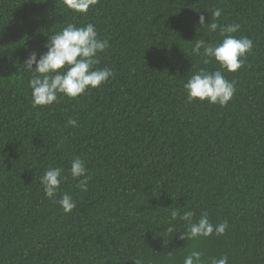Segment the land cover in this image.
Wrapping results in <instances>:
<instances>
[{"label": "trees", "instance_id": "16d2710c", "mask_svg": "<svg viewBox=\"0 0 264 264\" xmlns=\"http://www.w3.org/2000/svg\"><path fill=\"white\" fill-rule=\"evenodd\" d=\"M216 9L253 41L235 72L192 54L196 39L222 40L207 28ZM88 23L109 42L96 67L113 76L33 108L29 53ZM200 69L235 81L226 106L187 101ZM76 157L87 191L70 173ZM49 167L63 169L55 200L67 192L71 212L44 193ZM175 209L228 227L183 240ZM194 250L205 264H264V0H98L86 14L64 0H0V264H183Z\"/></svg>", "mask_w": 264, "mask_h": 264}, {"label": "clouds", "instance_id": "9594fccd", "mask_svg": "<svg viewBox=\"0 0 264 264\" xmlns=\"http://www.w3.org/2000/svg\"><path fill=\"white\" fill-rule=\"evenodd\" d=\"M98 0H64L65 6L72 11L86 14L90 7ZM213 22L207 24L209 31L215 32L219 29L222 40L215 43H208L203 39H196L192 46V54L200 57L204 64L215 61L220 69L227 72L239 70L248 53L253 48V41L246 36L237 37L236 33L240 25L228 24L221 26L216 21L221 16V10L212 12ZM206 24L204 15L199 16V25ZM46 51L33 50L29 53L24 65L33 72L29 81L31 92V104L33 108L38 106L52 105L57 101L59 95L76 98L89 89L99 88L112 76L111 68H97L99 64L98 53L104 52L109 47L107 39H101L92 23L84 26L67 24L60 31L50 35L45 43ZM35 65V67H33ZM186 92V99L189 103L194 100L207 101L209 104H219L224 107L233 98L236 91L235 81H229L220 70L206 71L200 69L193 73L183 84ZM67 125L76 127L77 119H69ZM63 169L60 167H49L41 177V184L45 195L58 203L65 213L71 212L75 207L73 197L67 192L63 193L59 200H55L60 185L64 180ZM70 173L77 181V187L81 191L88 190L90 179L85 161L76 157L71 162ZM194 212L179 209L171 212L172 220H181L186 223V230L181 232L180 238L196 239L209 237L213 234L223 235L228 227L224 221L213 225L208 218L207 212H203L198 219L194 220ZM169 232L174 231L169 227ZM203 253L191 251L183 264H205ZM227 256L219 259L211 258L210 264H227ZM135 264H141L139 260Z\"/></svg>", "mask_w": 264, "mask_h": 264}]
</instances>
